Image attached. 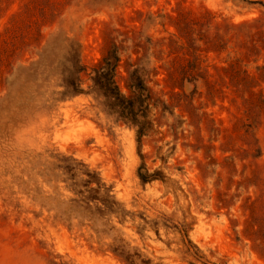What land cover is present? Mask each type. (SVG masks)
<instances>
[{
  "label": "rangeland",
  "instance_id": "obj_1",
  "mask_svg": "<svg viewBox=\"0 0 264 264\" xmlns=\"http://www.w3.org/2000/svg\"><path fill=\"white\" fill-rule=\"evenodd\" d=\"M113 46L123 91L137 67L170 107L141 143L61 85L68 48L89 73ZM120 248L264 264V0H0V264H128Z\"/></svg>",
  "mask_w": 264,
  "mask_h": 264
},
{
  "label": "trees",
  "instance_id": "obj_2",
  "mask_svg": "<svg viewBox=\"0 0 264 264\" xmlns=\"http://www.w3.org/2000/svg\"><path fill=\"white\" fill-rule=\"evenodd\" d=\"M64 57L67 61V66H64L61 72V85L65 87L64 93L67 96L82 93L92 94L100 110L107 117L118 124H126L136 129L139 143H141L143 137L155 130L156 117L153 111L158 108H161L162 113L170 111L169 105L153 92L137 67L128 70L126 77L127 91H123L117 80L121 61L120 49L117 46L109 49L89 73L87 67L81 63L79 52L74 48H68ZM84 75H88L91 80L88 90L82 87ZM138 176L143 184L155 180H165L162 172H150L145 162L139 166ZM91 183V179L87 180L88 185ZM90 189L93 194L89 195V201H102L111 214H116L121 218L125 217L117 203L109 199L108 191L101 196L98 193L101 186ZM115 252L126 263L135 264L134 257L129 251L120 248L115 249Z\"/></svg>",
  "mask_w": 264,
  "mask_h": 264
}]
</instances>
